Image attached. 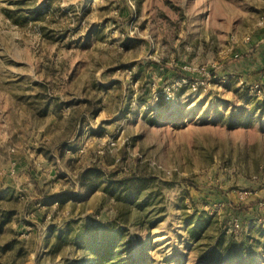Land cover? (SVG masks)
Instances as JSON below:
<instances>
[{
  "label": "rangeland",
  "instance_id": "374dc122",
  "mask_svg": "<svg viewBox=\"0 0 264 264\" xmlns=\"http://www.w3.org/2000/svg\"><path fill=\"white\" fill-rule=\"evenodd\" d=\"M263 15L0 0V264H264Z\"/></svg>",
  "mask_w": 264,
  "mask_h": 264
},
{
  "label": "crops",
  "instance_id": "0c3cea01",
  "mask_svg": "<svg viewBox=\"0 0 264 264\" xmlns=\"http://www.w3.org/2000/svg\"><path fill=\"white\" fill-rule=\"evenodd\" d=\"M258 31H264V30H258ZM259 37V38H258ZM261 36H257L258 41H252L254 42L257 49L254 50V53L252 55H249L245 60V65H239L240 68L248 69L250 66L253 65V67H259L260 65L264 64V40L261 39ZM248 46H253L252 44H249Z\"/></svg>",
  "mask_w": 264,
  "mask_h": 264
},
{
  "label": "trees",
  "instance_id": "16d2710c",
  "mask_svg": "<svg viewBox=\"0 0 264 264\" xmlns=\"http://www.w3.org/2000/svg\"><path fill=\"white\" fill-rule=\"evenodd\" d=\"M116 255L117 253L112 252L110 248L101 249L97 251L91 264H122L123 262Z\"/></svg>",
  "mask_w": 264,
  "mask_h": 264
},
{
  "label": "built area",
  "instance_id": "2783aa9c",
  "mask_svg": "<svg viewBox=\"0 0 264 264\" xmlns=\"http://www.w3.org/2000/svg\"><path fill=\"white\" fill-rule=\"evenodd\" d=\"M256 26H257V29L264 30V15H263L262 18H260V21L257 23ZM259 32H262V33H260V36L262 35L261 38H260V40H261V39L264 40V31H259ZM249 40H250L249 37H246V38L244 39V42L246 43V42H248ZM233 57H237V55L235 54ZM263 85H264V71H263V73L260 75L259 80L256 81V82L254 83V85H253L252 88H253L257 93H259V92H260V89L262 88ZM109 145H110V146H114V145H115L114 141H111V142L109 143Z\"/></svg>",
  "mask_w": 264,
  "mask_h": 264
}]
</instances>
